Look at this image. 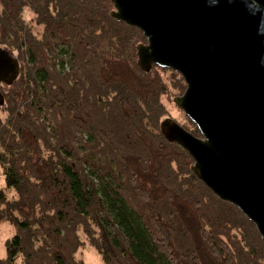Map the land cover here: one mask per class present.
Listing matches in <instances>:
<instances>
[{
    "label": "trees",
    "instance_id": "obj_1",
    "mask_svg": "<svg viewBox=\"0 0 264 264\" xmlns=\"http://www.w3.org/2000/svg\"><path fill=\"white\" fill-rule=\"evenodd\" d=\"M111 0H0V43L20 71L0 91V223L17 232L0 264H264V239L196 177L160 131L186 82L143 70L140 29ZM172 104L181 117H174Z\"/></svg>",
    "mask_w": 264,
    "mask_h": 264
},
{
    "label": "water",
    "instance_id": "obj_2",
    "mask_svg": "<svg viewBox=\"0 0 264 264\" xmlns=\"http://www.w3.org/2000/svg\"><path fill=\"white\" fill-rule=\"evenodd\" d=\"M111 2V16L147 39L136 47L138 65L169 68L186 82L173 102L201 135L171 117L161 133L188 151L193 174L264 239V0Z\"/></svg>",
    "mask_w": 264,
    "mask_h": 264
},
{
    "label": "rangeland",
    "instance_id": "obj_3",
    "mask_svg": "<svg viewBox=\"0 0 264 264\" xmlns=\"http://www.w3.org/2000/svg\"><path fill=\"white\" fill-rule=\"evenodd\" d=\"M171 113L174 115V117H181V113L178 112V110L173 107L172 104L168 105ZM0 188H3L5 190H8L9 196L14 195V191L11 189H7L5 177L2 174V168L0 166ZM17 232V228L15 225L11 224L8 220L2 221L0 223V258H5L7 256V250L6 245L10 238ZM78 258H81L83 261L86 262V264H103L102 257L100 253L92 247H89L88 245H84V248L80 250V252L77 254Z\"/></svg>",
    "mask_w": 264,
    "mask_h": 264
},
{
    "label": "flooded vegetation",
    "instance_id": "obj_4",
    "mask_svg": "<svg viewBox=\"0 0 264 264\" xmlns=\"http://www.w3.org/2000/svg\"><path fill=\"white\" fill-rule=\"evenodd\" d=\"M0 57L3 59L2 63L0 64V73L3 74V78L6 79L7 83L1 81L0 87L3 85L9 86V82L12 81L14 74L18 70V67L15 63V58L13 50H10L3 46L0 43ZM13 84V83H12Z\"/></svg>",
    "mask_w": 264,
    "mask_h": 264
}]
</instances>
